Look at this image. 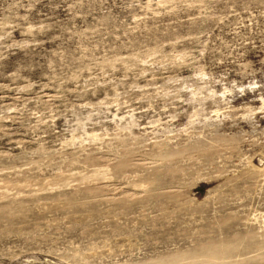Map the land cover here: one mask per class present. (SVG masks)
I'll return each mask as SVG.
<instances>
[{
    "label": "rangeland",
    "instance_id": "rangeland-1",
    "mask_svg": "<svg viewBox=\"0 0 264 264\" xmlns=\"http://www.w3.org/2000/svg\"><path fill=\"white\" fill-rule=\"evenodd\" d=\"M0 264H264V0H0Z\"/></svg>",
    "mask_w": 264,
    "mask_h": 264
}]
</instances>
